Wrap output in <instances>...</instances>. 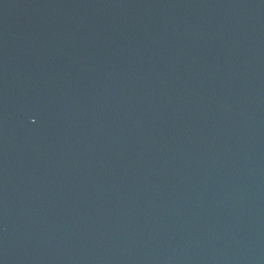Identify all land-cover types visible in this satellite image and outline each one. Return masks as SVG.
I'll use <instances>...</instances> for the list:
<instances>
[{"label": "water", "instance_id": "95a60500", "mask_svg": "<svg viewBox=\"0 0 264 264\" xmlns=\"http://www.w3.org/2000/svg\"><path fill=\"white\" fill-rule=\"evenodd\" d=\"M0 264H264V0H0Z\"/></svg>", "mask_w": 264, "mask_h": 264}]
</instances>
